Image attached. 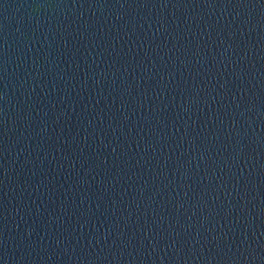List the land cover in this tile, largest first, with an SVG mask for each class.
I'll return each mask as SVG.
<instances>
[{
	"label": "water",
	"instance_id": "1",
	"mask_svg": "<svg viewBox=\"0 0 264 264\" xmlns=\"http://www.w3.org/2000/svg\"><path fill=\"white\" fill-rule=\"evenodd\" d=\"M0 264H264V0H0Z\"/></svg>",
	"mask_w": 264,
	"mask_h": 264
}]
</instances>
